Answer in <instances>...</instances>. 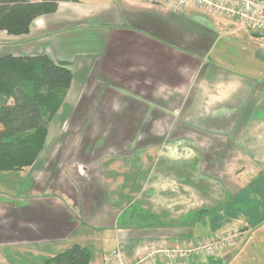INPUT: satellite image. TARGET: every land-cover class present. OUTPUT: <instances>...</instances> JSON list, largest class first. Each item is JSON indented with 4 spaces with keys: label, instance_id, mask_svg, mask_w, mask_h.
<instances>
[{
    "label": "crops",
    "instance_id": "crops-1",
    "mask_svg": "<svg viewBox=\"0 0 264 264\" xmlns=\"http://www.w3.org/2000/svg\"><path fill=\"white\" fill-rule=\"evenodd\" d=\"M218 35L229 43L211 52ZM230 43L242 46L240 55L228 52ZM4 54L67 63L63 106L70 102V114L90 108L86 132L74 135L87 136V144L76 138L60 147L49 126L38 164L47 148L51 158L31 169L27 196L43 210L34 207L31 224L0 238V249L16 253L11 261L41 263L46 249L78 244L90 250L89 264H106L118 241L133 261L147 254L149 240L175 246L239 227L233 245L192 253L186 264H264L263 38L195 8L175 14L139 0H77L36 17L25 34L0 30ZM106 117H120L106 132L118 140L97 149L88 126ZM60 148L63 167L53 160ZM83 153L88 168L80 165ZM50 163L54 185L38 187Z\"/></svg>",
    "mask_w": 264,
    "mask_h": 264
},
{
    "label": "trees",
    "instance_id": "trees-1",
    "mask_svg": "<svg viewBox=\"0 0 264 264\" xmlns=\"http://www.w3.org/2000/svg\"><path fill=\"white\" fill-rule=\"evenodd\" d=\"M66 1L77 0H0V30L25 34L36 17L53 13ZM71 80L67 63H55L47 55L0 56V172L37 166L50 121L60 110ZM90 257L88 248L74 244L41 257V264H89Z\"/></svg>",
    "mask_w": 264,
    "mask_h": 264
},
{
    "label": "rangeland",
    "instance_id": "rangeland-1",
    "mask_svg": "<svg viewBox=\"0 0 264 264\" xmlns=\"http://www.w3.org/2000/svg\"><path fill=\"white\" fill-rule=\"evenodd\" d=\"M223 42L229 43V40H226L225 37L218 35V39H216L213 47L211 48V52L220 48L221 45L223 44ZM241 47H242L241 45H238L235 43H230V45L227 46V50L229 53H235V54L240 55V53L237 52V48L241 49ZM206 55L208 57L209 53H207ZM211 59H213V56L210 57V60ZM64 99H65V96L63 98L62 103H64ZM88 101L89 100L87 99L85 102L89 103ZM8 102L12 103V100L9 99ZM90 102H92V103H89V104H91V105L94 104L93 99ZM96 106H98V109L99 108L102 109V106L97 105V104H96ZM125 106L126 105H122L121 107L125 108ZM70 107H71L70 102L65 103V106H63V104H62L60 110L57 112V115L53 116L52 120L50 121V125H49L50 131H51V133H55L53 135V137L55 139V143L58 142V145H60V147L63 144H66V145L71 144L73 142V140H75L76 138H77V141H79V142H80L79 138H81L82 144H87V141L85 138L87 136H85L84 140H83V136L78 137V136H74V135H78V134L80 135V134H84V132H86L87 129L85 128V122L82 119V117L83 118L86 117L85 114H88L90 112L89 111L90 108L80 105L73 112L71 111V114H70V110H68V108H70ZM61 110H63V113L58 114ZM119 118L118 117L114 118V119H111L109 117L100 118V119L96 120L95 123H92L91 125L89 124V126H88L89 127V133H90V136H92L91 139L93 138L92 146H95V148H97V149L107 148L112 143L117 142L118 139H114L113 137L107 136L106 132H107L108 126L110 124H114L115 121ZM67 119H68V121H66ZM96 124H99V126L96 127L95 126ZM136 124L137 123H134V127L136 126ZM80 125H82V126H81V129L79 130L78 128L80 127ZM77 130H79V131H77ZM110 131H112V130L110 129ZM126 136H129V135L126 134ZM126 138H128V137H126ZM48 139H50V135L48 136ZM73 143H77V142H73ZM92 146H91L90 151L93 148ZM49 150H50V148H47V151L43 154V157H41L40 164H38V161H37V166L35 165L32 169L37 167L35 170L36 171L40 170L43 162L46 161L47 158L48 159L51 158V155L48 154ZM88 154L89 153H83V156H86V157L82 158L84 164L83 163L80 164L83 166V168H88V163H86L88 160V157H87ZM48 155H49V157H48ZM55 157L56 158H54L53 160H57V162H58V160L60 159L59 165H61L63 167L64 166V163L62 160L64 157L63 148L59 149V151L55 155ZM51 163H53V161ZM51 163L48 165L46 164L45 167H42L43 169L41 171V174H40L39 178L37 179L38 182H36L37 183L36 185L38 187H40L41 185L42 186L45 185V187L48 188L50 186L51 181L54 185L53 176H54L55 169L53 167H51V165H52ZM57 167H56V171L58 173L61 169H58ZM25 171L26 172H24V173L26 175L23 174V172H21V171L0 172V238L1 237L6 238L7 235L14 237L13 233L15 231L19 230V228H18L19 224L25 225V226H26V222L27 223L29 222L31 224L32 223L31 222V219H32L31 216H32L33 212L35 211V209L38 207V206H35L32 203V201L30 203L27 199V196H30V193L32 191L34 184H33V180H32L33 172H31V169H25ZM36 171H34V172H36ZM41 190L43 192L46 191L43 188H41ZM40 196H42V195L40 194ZM49 202L51 203V200H45V199L42 200L41 199L39 201L41 206L45 205L47 210H51L53 207L48 206ZM34 207H36V208H34ZM38 209H39V211L43 210L42 207H38ZM21 220H23L24 223L21 222ZM42 220H45V218H43ZM240 230H241V228H240ZM238 238H239V236L236 237L235 241ZM144 243H146V242H144ZM227 247H225V249ZM0 250H1V254L5 257V260H3L0 264H14V263H16V264H41L40 262H38V259L35 257H34L35 263H29V262L34 261L31 257H27V256H20L19 257V255H14L13 257H15L16 261L15 260L11 261L12 260L11 253L16 254L14 252V250L11 253L9 252V249H4L3 247ZM42 250H45V249H42ZM47 250L49 251V252H47L48 253L47 256H52L54 254L61 252V249H56V248L46 249L45 251H47ZM28 255H30V254H28ZM43 256H46V255H43ZM6 258H8V259H6ZM1 259H4V258L1 257Z\"/></svg>",
    "mask_w": 264,
    "mask_h": 264
},
{
    "label": "built area",
    "instance_id": "built-area-1",
    "mask_svg": "<svg viewBox=\"0 0 264 264\" xmlns=\"http://www.w3.org/2000/svg\"><path fill=\"white\" fill-rule=\"evenodd\" d=\"M150 5H157L175 14H184L195 8L210 15L226 17L236 21L240 28L257 34L264 39V0H139ZM241 234L239 227L226 232L221 237H203L195 241L184 240L170 246L165 240L146 241L147 254L133 261L126 258L127 243L118 241L105 258L106 264H142L149 258L160 264H186L192 253L216 252L235 243Z\"/></svg>",
    "mask_w": 264,
    "mask_h": 264
}]
</instances>
